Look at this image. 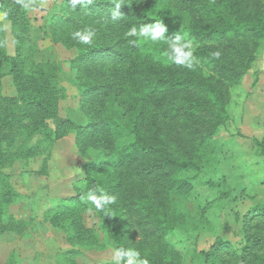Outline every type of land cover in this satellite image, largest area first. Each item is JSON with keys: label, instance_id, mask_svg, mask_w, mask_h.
Listing matches in <instances>:
<instances>
[{"label": "trees", "instance_id": "trees-1", "mask_svg": "<svg viewBox=\"0 0 264 264\" xmlns=\"http://www.w3.org/2000/svg\"><path fill=\"white\" fill-rule=\"evenodd\" d=\"M33 1L24 9L17 0H0L14 47L9 56L0 21V82L10 76L15 89L14 97L0 95V170L46 153L34 173L47 176L51 147L74 132L77 153L91 161L84 177L72 184L74 195L42 217L72 248L61 255L64 263L76 264L80 249L98 246L94 231L83 223L82 215L91 212L115 249L137 250L149 264H179L168 237L183 227L184 218L173 199L192 192L209 160L208 144L229 121L231 89L251 69L257 50L264 49V0L54 3L42 28L52 46L77 51L70 67L80 90L83 125L59 116L65 99L61 68L36 58L29 19ZM156 19L163 22L166 40L183 32L186 41L180 43L196 45L199 65L194 61L188 69L167 62L166 42L126 35L131 27ZM84 29L95 34L91 44L71 36ZM215 51L219 59L211 56ZM257 144L263 147L264 139ZM97 185L116 197L106 210L81 199ZM15 197L0 191V236L28 234L31 220H16L8 212ZM241 234L235 243L217 239L201 253L205 264H264V203L242 216Z\"/></svg>", "mask_w": 264, "mask_h": 264}, {"label": "rangeland", "instance_id": "rangeland-1", "mask_svg": "<svg viewBox=\"0 0 264 264\" xmlns=\"http://www.w3.org/2000/svg\"><path fill=\"white\" fill-rule=\"evenodd\" d=\"M51 1L54 0H46L40 5L37 0L29 11L36 58L60 65L59 81L65 99L60 103L59 116L83 125L78 108L80 90L70 67L77 51L61 45L52 46L48 33L42 28L46 12L61 0ZM1 22L6 51L13 56L9 23ZM178 36L180 42L186 41L183 32ZM261 58H264L262 48L257 50L249 71L256 69ZM249 71L230 91L229 121L208 144L209 160L197 176L192 192L173 199L184 218L183 227L168 237V242L179 253V264H205L201 253L209 251L217 239L232 243L240 241L242 216L264 203V146L257 144L264 139V71L250 74ZM0 83L1 96H15L10 76H5ZM45 156L46 153L27 164L17 162L10 169L0 170V191H11L16 196L8 212L16 220H31L25 237L0 236V264H65L61 255L72 249L63 234L45 224L42 217L46 210L74 195L72 184L84 177V168L91 159L77 153L74 132L53 144L47 160V176L43 177L34 171L40 168ZM82 217L84 225L94 231L99 244L80 249L75 263H115V246L101 229L96 215L85 212Z\"/></svg>", "mask_w": 264, "mask_h": 264}, {"label": "clouds", "instance_id": "clouds-1", "mask_svg": "<svg viewBox=\"0 0 264 264\" xmlns=\"http://www.w3.org/2000/svg\"><path fill=\"white\" fill-rule=\"evenodd\" d=\"M77 2V0H73ZM24 9L30 8V0H17ZM120 5L117 4V8ZM8 13L0 12V19H6ZM115 16L116 14L113 13ZM166 31L163 22L161 19H156L154 23L141 24L139 27L133 26L126 33L127 36H135L138 41L141 42H166L167 50H165L162 55L167 58V62L175 63L176 65L184 66L188 69H193V62H196V65H199V60L193 54V47H191L192 42L189 44H181L180 37L177 35L174 40H166L163 37L164 32ZM94 32L89 29L77 30L71 33L73 39L78 40L83 44H91L93 42ZM136 43V41H135ZM186 49H188L186 51ZM211 56L215 59H219L221 56L220 51H215L211 53ZM82 200L90 202L91 205L95 207L96 210H106L108 205L114 204L116 201L115 196L108 195L104 189L97 185L93 188H90L83 196ZM113 260L115 264H149L148 259L141 258V254L137 250L132 248H117L114 250Z\"/></svg>", "mask_w": 264, "mask_h": 264}, {"label": "crops", "instance_id": "crops-1", "mask_svg": "<svg viewBox=\"0 0 264 264\" xmlns=\"http://www.w3.org/2000/svg\"><path fill=\"white\" fill-rule=\"evenodd\" d=\"M37 2V0H34L33 2ZM44 1H46V0H40V5L41 4H43L44 3ZM57 2L58 0H54V1H51L52 3L53 2ZM60 1V0H59ZM51 3V4H52ZM42 6H44V5H42ZM43 16V15H42ZM2 19H0V21H1ZM256 65V64H255ZM261 70H263L264 71V58H261V60H260V62L259 63H257V65H256V69H252V71H249V74L250 73H254V72H256V71H259V73H261Z\"/></svg>", "mask_w": 264, "mask_h": 264}]
</instances>
